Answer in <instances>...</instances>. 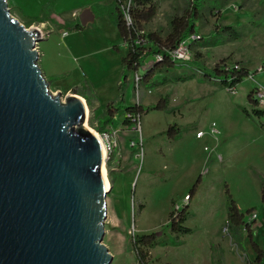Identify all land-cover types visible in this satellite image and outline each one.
Here are the masks:
<instances>
[{"label":"rangeland","instance_id":"1","mask_svg":"<svg viewBox=\"0 0 264 264\" xmlns=\"http://www.w3.org/2000/svg\"><path fill=\"white\" fill-rule=\"evenodd\" d=\"M7 1L11 15L46 34L37 45L38 64L50 90L60 92L62 100L71 93L83 97L89 107L87 125L93 131L101 135L117 131L118 146L106 159L112 187L103 242L113 255L112 264H139L133 236L157 232L162 241L150 249L149 264H245L247 259L254 260L248 233L224 228L231 195L245 222L251 224L255 240L264 246V115L253 111L264 110V0H206L195 24L196 37L187 41L190 58L176 62L167 72H156L153 80L191 72L199 76L158 86L143 82L137 95L134 73L129 72L125 101L117 105L111 119L116 128L105 123V109L120 96L121 59L127 47L118 27L106 16L81 31L68 23L32 22L41 13L36 0ZM94 1L99 0H59L57 9ZM156 1L158 14L145 30L162 36L174 16L188 14L197 2ZM80 13L64 19L80 22ZM223 27L235 28L239 37L227 36ZM152 62L149 57L146 65ZM223 62L249 70L235 91L199 73ZM161 96H169L166 110L143 114L138 129V125L123 124L126 105L152 107ZM173 125L178 129L169 132ZM134 140L141 141L140 147L131 146ZM195 185L196 194L189 198ZM185 204H189L185 226L192 232L177 236L170 231L169 213Z\"/></svg>","mask_w":264,"mask_h":264},{"label":"water","instance_id":"2","mask_svg":"<svg viewBox=\"0 0 264 264\" xmlns=\"http://www.w3.org/2000/svg\"><path fill=\"white\" fill-rule=\"evenodd\" d=\"M45 37L0 0V264H112L102 140L83 97L50 90Z\"/></svg>","mask_w":264,"mask_h":264},{"label":"trees","instance_id":"3","mask_svg":"<svg viewBox=\"0 0 264 264\" xmlns=\"http://www.w3.org/2000/svg\"><path fill=\"white\" fill-rule=\"evenodd\" d=\"M196 4L189 11L182 16H174L170 21V28L166 35H160L156 32H147L145 26L151 22L159 11V5L156 0H131L128 5V0H112L107 5H94L95 11L98 15H106L119 29L123 39V44L127 47V53L122 57L121 64L123 67L122 76L119 79V99L117 102H111L105 109V123L112 127L111 119L115 111L125 101V87L128 80L129 72L141 71V83L152 82L154 85H166L172 79L176 82H185L199 76L196 72L189 74L175 75L172 79L164 76L160 80H153L156 72H167L176 67V61L172 58L171 52L177 49L185 40L191 35L196 34L195 24L200 18V9L206 0H196ZM127 4V6H126ZM127 7L128 13L131 17V22L128 24L125 19V14L122 6ZM55 13L52 3L43 5L41 13L32 22H55ZM30 22V23H32ZM74 30H84L80 22L69 24ZM61 27V26H60ZM224 33L231 38H238L239 33L233 27H223ZM118 49V46H114ZM159 56L152 64L146 65V60L149 57ZM144 69V70H143ZM204 79H211L218 85L226 88L229 91H235L236 87L248 77L249 70L242 67L228 66L223 62L216 65L212 70L201 72ZM153 80V81H152ZM249 100L253 101L251 94L248 96ZM169 106V96H161L154 106H143L141 104L126 105L124 113H132L139 115L148 113L151 109L166 110ZM254 113L258 116L264 115V110L255 108ZM123 124L132 125V121L124 118ZM178 129L177 125L170 126L168 131ZM197 185H195L189 193V198H193L196 194ZM229 193L228 189L226 190ZM230 201L227 210V221L229 229L232 232H239L241 229L248 233L252 248L255 251L254 260L247 259L245 264H264V246L255 240V232L251 228V224L245 222L244 214L241 213L237 207L235 200L229 195ZM262 199L264 201V184L262 185ZM189 216V204H185L182 209L174 210L169 213V228L170 231L177 236L185 235L192 232V229L185 226ZM241 230V231H242ZM161 234V233H160ZM162 235V234H161ZM161 235L156 233L135 235L133 236L132 247L135 251L139 264H149L150 249L155 248L161 244ZM240 239L242 238L239 233Z\"/></svg>","mask_w":264,"mask_h":264},{"label":"built area","instance_id":"4","mask_svg":"<svg viewBox=\"0 0 264 264\" xmlns=\"http://www.w3.org/2000/svg\"><path fill=\"white\" fill-rule=\"evenodd\" d=\"M131 0H128V5L130 4ZM127 6V4H126ZM122 9L124 11V14H125V19L127 21V23L129 24L131 22V17L128 13V10H127V7H125L124 5L122 6ZM196 37L195 34L194 35H191L187 40H185L177 49L173 50L171 52V56L172 58L176 61V62H179L181 60H188L190 58L189 54H188V45H187V41L189 39H192ZM159 56H155L153 57V61L158 59ZM141 71L139 72H136L134 73V76L132 78L133 80V85H134V89H135V92L137 93V95H139V92H140V89L142 87V83H141V79H142V76H141ZM125 118H128L132 121V125L133 127L138 125L137 126V129L140 128V121H141V118L139 115H136V114H132V113H125ZM99 137L101 138V140L103 141V145H104V152H105V155H106V158L109 154H112L117 146H118V140H117V131H107V132H104L101 134H98ZM141 144V141H132L131 142V146L135 147V146H138L140 147L139 145ZM188 200V198H187ZM225 231H228L229 229V223L227 224V226H225Z\"/></svg>","mask_w":264,"mask_h":264},{"label":"crops","instance_id":"5","mask_svg":"<svg viewBox=\"0 0 264 264\" xmlns=\"http://www.w3.org/2000/svg\"><path fill=\"white\" fill-rule=\"evenodd\" d=\"M56 4H54V2H51V1H47V0H36V2L37 3H39V6H40V11H41V8L43 7V5H45L46 3H49V2H51L52 4H53V7H54V11H55V13H57V14H59V16H55V22H53L54 24H56V23H59V25H61V24H66V23H68V24H70V25H72L73 23H75V22H73V20L71 19V20H65L64 19V17L66 16V15H70V14H73V15H77V14H79L80 12V15L82 14V12H83V10H86V9H89L90 11H91V14H92V16H93V19H91L85 26L86 27H88V29H89V27L90 28H92L93 26H96V24H97V19H99L100 17H102V16H106V15H98L97 14V11H95V9L93 8L94 7V5H96V4H100V5H107L108 3H110L112 0H99V1H94V2H89V3H84V4H81V5H79L78 7H74V8H64L63 10H61V9H57V4H58V2H59V0H53ZM46 2V3H45ZM39 11V12H40ZM80 17V16H79ZM107 17V16H106ZM43 23H47V24H49V23H51V22H43ZM63 25L60 27H58L59 28V30L60 29H62V28H64L63 27ZM88 25V26H87ZM90 25V26H89ZM92 25V26H91ZM65 26V25H64ZM61 34H63L62 32H61ZM69 35V32L66 34V35H62L63 37H67ZM44 53V56H46L45 55V52H43ZM126 53H127V51H126ZM112 127L113 128H116L114 125H112Z\"/></svg>","mask_w":264,"mask_h":264},{"label":"bare ground","instance_id":"6","mask_svg":"<svg viewBox=\"0 0 264 264\" xmlns=\"http://www.w3.org/2000/svg\"><path fill=\"white\" fill-rule=\"evenodd\" d=\"M93 131V130H92ZM98 137H99V135H98V133L97 132H95V131H93ZM100 140H101V138H100ZM102 144H103V141H102ZM103 148H104V145H103ZM106 155H107V153H106ZM104 174L106 175V188L107 189H111V185H110V182H109V178H108V175H107V170H106V166L104 167Z\"/></svg>","mask_w":264,"mask_h":264}]
</instances>
